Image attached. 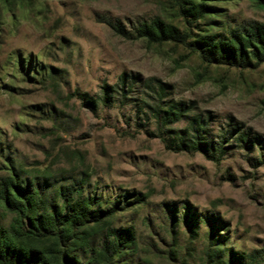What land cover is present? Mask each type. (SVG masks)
<instances>
[{
	"label": "rangeland",
	"instance_id": "obj_1",
	"mask_svg": "<svg viewBox=\"0 0 264 264\" xmlns=\"http://www.w3.org/2000/svg\"><path fill=\"white\" fill-rule=\"evenodd\" d=\"M207 3L192 18L177 0H0V181L74 186L95 215L110 210L80 240L128 229L112 264H264V62L209 63L190 44L264 23V4ZM154 18L183 40L134 37ZM122 74L126 99L114 91ZM179 102L184 115L159 127L150 106ZM197 121L201 141L226 147L218 159L165 145ZM0 220H12L1 207ZM101 240L91 264H106Z\"/></svg>",
	"mask_w": 264,
	"mask_h": 264
},
{
	"label": "trees",
	"instance_id": "obj_2",
	"mask_svg": "<svg viewBox=\"0 0 264 264\" xmlns=\"http://www.w3.org/2000/svg\"><path fill=\"white\" fill-rule=\"evenodd\" d=\"M184 17L200 18L213 7L207 0H177ZM264 4V0H260ZM116 30L126 32L117 26ZM134 37H147L152 40L183 37L178 28L159 18L150 23L140 24L136 28ZM229 35L202 34L192 40L190 44L199 50L202 60L209 63H228L232 65H249L254 59L264 62V23L253 22L247 26L230 29ZM183 35V34H182ZM126 74L121 76L119 93L121 99H126L132 82L125 84ZM125 86L127 89H125ZM113 87L104 85L101 100H110ZM161 99L164 89L162 86L154 91ZM86 95V94H82ZM85 102L91 107L95 100L88 98ZM151 115L159 127L170 125L180 119L187 111L182 103H166L164 106L151 107ZM197 126L176 132L173 136L163 138L167 147L175 149L198 150L213 159H218L226 147L222 141H201L207 139L202 136L204 127L197 121ZM165 132H167L165 130ZM244 134L239 133L235 140L243 142ZM249 140L246 141V145ZM170 145V146H168ZM9 175L0 181V207L12 220L9 224H2L0 220V264H91L87 253L94 251L95 239L102 252V260L112 264L113 257L118 254L130 234L126 228H110L101 232L90 241L80 234L89 222L100 223L111 211L98 210L97 214L89 206V199L81 197L74 186L60 185L54 192L47 190L44 182L21 179L13 182ZM60 197L63 205H58ZM96 200V199H94ZM93 200V203L96 201ZM80 240V242H79ZM40 243L34 246L32 243ZM45 243V244H44ZM210 264H217L215 254H208Z\"/></svg>",
	"mask_w": 264,
	"mask_h": 264
}]
</instances>
